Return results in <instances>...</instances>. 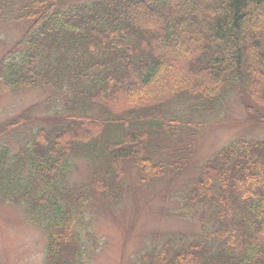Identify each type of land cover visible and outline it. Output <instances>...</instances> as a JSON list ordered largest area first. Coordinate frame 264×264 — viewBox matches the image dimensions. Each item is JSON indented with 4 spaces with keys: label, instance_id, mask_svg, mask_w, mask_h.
<instances>
[{
    "label": "trees",
    "instance_id": "1",
    "mask_svg": "<svg viewBox=\"0 0 264 264\" xmlns=\"http://www.w3.org/2000/svg\"><path fill=\"white\" fill-rule=\"evenodd\" d=\"M9 1L0 20L14 6L12 21L30 25L0 57V84L53 88L61 104L0 124V136L31 126L26 144L0 143V202L46 235L42 264H83L86 188L117 202L128 162L141 184L163 176L166 147L152 136L171 144L174 126L197 132L229 93L264 125V0ZM189 132L173 168L191 156ZM73 156L93 163L86 186L68 185ZM187 186L174 211L187 225L200 211L198 234L180 248L175 236L152 241L143 262L264 264V140L232 141Z\"/></svg>",
    "mask_w": 264,
    "mask_h": 264
},
{
    "label": "rangeland",
    "instance_id": "2",
    "mask_svg": "<svg viewBox=\"0 0 264 264\" xmlns=\"http://www.w3.org/2000/svg\"><path fill=\"white\" fill-rule=\"evenodd\" d=\"M12 1L14 0L9 2ZM68 3L71 7L79 1L70 0ZM2 9L4 15L0 20V57L20 40L30 25L29 22L12 21L16 15L14 6H4ZM57 99L53 88L10 92L0 84V124L18 117L34 105L37 106L35 117L40 119L51 112V108L46 105L54 103L56 108L61 106ZM223 102L221 109L206 117L195 133L174 126V134L169 136L173 141L171 144L164 140L167 139L166 135L151 137L150 143L162 140V146L166 147L165 152H160L164 155L160 159L169 168L164 171L163 176L141 184L137 169L128 162L123 167L125 189L121 192L119 202L112 203L96 188L94 191L85 189V203L88 206L86 212L91 219L83 221L78 232L80 235L90 233L92 240L90 236L85 239L83 264H148L143 262V254L146 247L151 249L152 241L162 243L175 236L179 241L172 246L180 248L190 242L192 234H198L200 211L193 224L187 225L174 211L178 206L175 195L187 190V183L195 177L204 162L232 141L264 140V125L255 124L247 117L236 94L229 93ZM123 108L124 103L119 101L116 110ZM63 112L70 113L65 108ZM73 113L77 114L76 111ZM31 118H34L33 115ZM185 122L187 120L183 121ZM45 124L41 122L36 125ZM24 126L26 128H15L0 136V143L8 146L26 144L31 138L28 131L31 126ZM188 132L194 134L188 148L191 156L182 155L183 163L173 168L175 159L171 155L179 156L174 146L182 148ZM71 163L73 169L68 175V185H88L92 181L90 173L93 163L75 156L71 158ZM184 213L187 215L185 210ZM81 226H87V229L81 230ZM45 244L46 235L32 225L18 207L0 202V264H42Z\"/></svg>",
    "mask_w": 264,
    "mask_h": 264
}]
</instances>
